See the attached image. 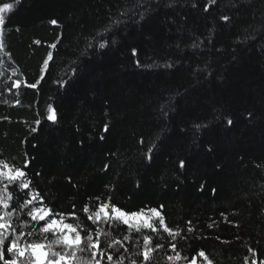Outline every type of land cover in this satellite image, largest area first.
I'll return each instance as SVG.
<instances>
[{
  "label": "trees",
  "instance_id": "obj_1",
  "mask_svg": "<svg viewBox=\"0 0 264 264\" xmlns=\"http://www.w3.org/2000/svg\"><path fill=\"white\" fill-rule=\"evenodd\" d=\"M141 2L136 15L123 17L108 35L106 49L81 55L85 38L132 0H0L14 4L0 34V159L17 165L29 159L26 171L58 212L96 196H111L132 210L163 204L168 226L188 237L178 244L177 264H187L183 257L201 248L214 264H246V256L248 264H259L264 0ZM169 97L172 110L162 120L160 105ZM48 104L55 122L46 119ZM157 135L149 163L143 154ZM189 220L194 234L186 231ZM161 235L167 248L171 238ZM166 254L174 253L157 251L152 264H171ZM197 264L206 262L197 257Z\"/></svg>",
  "mask_w": 264,
  "mask_h": 264
},
{
  "label": "snow or ice",
  "instance_id": "obj_2",
  "mask_svg": "<svg viewBox=\"0 0 264 264\" xmlns=\"http://www.w3.org/2000/svg\"><path fill=\"white\" fill-rule=\"evenodd\" d=\"M15 2L19 4L21 0ZM211 3L214 4L215 0H211ZM142 6L141 0H132L130 6L120 12L116 18L110 19L103 29L96 31L91 38H85V49L81 55H87L89 49H106L110 43L107 37L111 31L124 23L123 17L136 15L134 9ZM13 9V3H0V34H2V26L5 25V13ZM207 10L206 6L205 11ZM221 19L229 21L227 15L222 16ZM50 23L56 25L58 22L53 19ZM111 43L115 41L112 40ZM2 47L3 44L0 42V48ZM193 47L199 45L194 44ZM132 54L135 56L137 50L132 49ZM52 59L50 52L48 59L44 61L45 68ZM137 64L139 65V61ZM77 70V67H72L71 73L75 75ZM57 82L61 86L67 83L65 80ZM31 87L35 88L36 84H32ZM172 99L169 97L160 105L159 116L162 120H166L172 110ZM45 114L48 121L57 120V113L52 104L46 106ZM40 122V120L36 121L37 124ZM232 123L231 119L227 120L229 126ZM194 127L199 130L202 125L196 124ZM108 128L109 125L105 124L104 131L107 132ZM32 131L37 129L33 128ZM157 141H160L159 135L143 154V158L149 163L158 148ZM140 143H144L143 138ZM29 167L30 160L27 158L22 165L0 159V264H126V262L152 264L157 251L174 253L166 254V260L171 264H177L182 259L178 244L182 241L186 242L188 237L183 235V229L168 226L162 214L163 204L158 207L145 204L137 210H132L128 205L113 202L111 196L105 199L96 196L90 197L89 201L79 208L76 204H72L71 211L58 212L49 206L45 196L34 185L32 175L26 171ZM108 167L107 164L104 165L105 170ZM179 167L180 169L185 167L184 160L179 161ZM203 187L202 184L199 190L203 191ZM212 191L215 193L216 190L212 189ZM220 215L224 217L225 214ZM70 219L73 222H68ZM228 222L232 223V221ZM214 223L209 224L208 227L212 228ZM187 225V233L194 234L196 229L191 220ZM161 230L171 238L167 242V248ZM215 239L219 240L220 237L217 236ZM248 252L255 255V250L251 247L248 248ZM197 257L203 258L206 264H214V260L203 248L191 259L186 256L183 259L187 260V264H197ZM244 259L248 264L249 257L246 256ZM250 264H257V261L253 259ZM259 264H264V261Z\"/></svg>",
  "mask_w": 264,
  "mask_h": 264
}]
</instances>
